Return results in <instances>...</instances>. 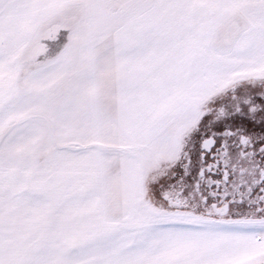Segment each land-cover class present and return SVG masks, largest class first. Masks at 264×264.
<instances>
[{
    "label": "snow or ice",
    "instance_id": "1",
    "mask_svg": "<svg viewBox=\"0 0 264 264\" xmlns=\"http://www.w3.org/2000/svg\"><path fill=\"white\" fill-rule=\"evenodd\" d=\"M0 264H264V0H0Z\"/></svg>",
    "mask_w": 264,
    "mask_h": 264
}]
</instances>
